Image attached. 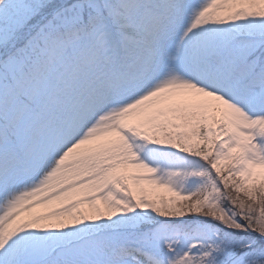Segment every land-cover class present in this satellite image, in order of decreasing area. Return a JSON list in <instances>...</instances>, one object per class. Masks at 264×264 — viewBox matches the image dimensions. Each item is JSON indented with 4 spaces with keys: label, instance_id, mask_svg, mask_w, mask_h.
I'll use <instances>...</instances> for the list:
<instances>
[{
    "label": "snow or ice",
    "instance_id": "1",
    "mask_svg": "<svg viewBox=\"0 0 264 264\" xmlns=\"http://www.w3.org/2000/svg\"><path fill=\"white\" fill-rule=\"evenodd\" d=\"M0 264H264V0H0Z\"/></svg>",
    "mask_w": 264,
    "mask_h": 264
},
{
    "label": "rangeland",
    "instance_id": "2",
    "mask_svg": "<svg viewBox=\"0 0 264 264\" xmlns=\"http://www.w3.org/2000/svg\"><path fill=\"white\" fill-rule=\"evenodd\" d=\"M159 191H161V192H162L163 190H159ZM164 194H167V193H164Z\"/></svg>",
    "mask_w": 264,
    "mask_h": 264
}]
</instances>
